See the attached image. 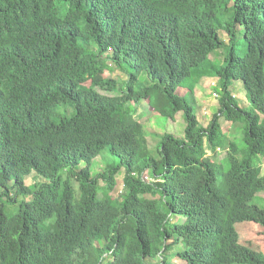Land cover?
I'll use <instances>...</instances> for the list:
<instances>
[{
  "label": "trees",
  "instance_id": "trees-1",
  "mask_svg": "<svg viewBox=\"0 0 264 264\" xmlns=\"http://www.w3.org/2000/svg\"><path fill=\"white\" fill-rule=\"evenodd\" d=\"M259 11L264 0H0V264H264L235 228H264L249 204L264 193ZM203 77L219 86L206 127L194 96ZM141 100L163 120L181 112L183 136L152 135L149 147L133 118ZM33 173L44 181L25 185Z\"/></svg>",
  "mask_w": 264,
  "mask_h": 264
},
{
  "label": "rangeland",
  "instance_id": "rangeland-1",
  "mask_svg": "<svg viewBox=\"0 0 264 264\" xmlns=\"http://www.w3.org/2000/svg\"><path fill=\"white\" fill-rule=\"evenodd\" d=\"M222 39L227 42V34L224 32H220ZM108 53H111L110 50H107ZM218 53H223L222 51H218ZM211 61H219L222 62V55L219 57L217 54L212 55L210 57ZM117 75V74H115ZM216 78L212 79H207V78H202L198 84L195 87L194 90V96L196 98V115L198 119V123L201 127H206L208 122L212 119L214 114L217 113L218 111V102L217 98L213 97V92L209 86V84H213L216 82ZM210 81V82H209ZM213 87V86H212ZM219 89V86L216 87V90ZM231 92L234 96V98L239 102L240 107H247L248 102L246 100V91L244 89V85L242 82H238L237 80L233 81V86L231 87ZM188 94V93H187ZM137 111H141V113H136V115L133 116L134 119H136L139 123H142V125H145V129L150 133L149 135L147 134L148 137V145L149 147L154 146L159 140L155 139L152 135L160 137L163 135V133H172L175 136H183L184 134V128H185V122L182 116V113L179 112L177 115L174 116V119H166L163 120L160 118L157 114L153 116V111L151 108L148 106L146 101H141L137 105ZM218 123L222 129V131L227 135L228 140H236L239 141L241 139V129L234 130L232 128V125L224 119V117H219L218 118ZM243 127V123H241ZM233 126L240 127L238 124H234ZM181 136V137H182ZM158 140V141H157ZM218 152L219 155L217 156V161L221 160L225 156V150H219ZM207 153L210 154L209 149L207 148ZM95 165H94V173L100 172L101 169L103 168L102 160L99 158L94 160ZM261 174L264 175V164L262 165V170ZM122 177H123V172H120L117 177V184L115 187L114 192H112L110 195L113 198H117L119 194L123 191V183H122ZM43 180H40L39 177H37L35 174L30 175L28 178L25 179V185H34L36 183H40ZM99 185H103V182L99 181ZM258 198L256 202L254 201L255 198L253 199V202L259 205L264 206V193H259L257 196ZM180 220H175L173 219L172 222H179ZM243 224V223H241ZM242 235L245 237H249V229L245 228L242 231ZM241 235L240 240L243 244L247 246H251L250 241L246 238H244ZM257 247L260 245L257 244ZM180 247V246H179ZM179 247H176L172 250V253L175 251H179ZM261 247V246H260ZM260 251H263L261 249ZM170 263L172 264H185L184 262L180 261L177 258H171Z\"/></svg>",
  "mask_w": 264,
  "mask_h": 264
},
{
  "label": "clouds",
  "instance_id": "clouds-1",
  "mask_svg": "<svg viewBox=\"0 0 264 264\" xmlns=\"http://www.w3.org/2000/svg\"><path fill=\"white\" fill-rule=\"evenodd\" d=\"M243 21H240V22H235L234 23V30H235V33H236V36H237V38L239 39L240 37H242V36H244V32H245V26L243 25ZM257 27H258V29H259V31L260 32H263L264 31V15H263V12H261V11H259V14H258V25H257ZM224 41V40H223ZM228 37H227V42H225L224 41V43H225V45H227L228 44ZM212 55H210L209 56V59H210V57H211ZM211 61V60H210ZM220 63H222V62H220ZM203 78H206V77H203ZM202 79V78H201ZM207 79H212V78H207ZM217 79V78H216ZM233 81H235L234 79L232 80V86H233ZM210 82V81H209ZM217 82H218V79L216 80V82H214L213 84H209V86H210V88L211 89H213V87H217ZM239 82V81H238ZM240 82H242V81H240ZM243 83V82H242ZM213 86V87H212ZM231 86V87H232ZM230 91H231V88H230ZM180 94H182L183 92H179ZM232 93V92H231ZM213 97H215V98H217V95L215 94V93H213V95H212ZM232 96H233V94H232ZM234 97V96H233ZM245 97H246V95H245ZM247 100V99H246ZM141 101H144V100H141ZM140 101V102H141ZM139 104V103H138ZM138 104H135V105H133L134 107H135V110H136V113H141V111H137V105ZM197 107V106H196ZM69 115H70V113H69ZM218 151H219V149H218ZM97 159V158H96ZM99 159H100V157H99ZM94 162V161H93ZM94 165H95V162H94ZM94 165L93 164H91V166L89 167L91 170V172L93 173V174H95L94 173ZM87 167V164L86 163H80L79 165H77V169L80 171V170H83V169H85ZM34 174V173H33ZM32 175V174H31ZM36 175V174H35ZM37 176V175H36ZM38 177V176H37ZM41 179V178H40ZM122 179H123V177H122ZM140 179H141V181H143V182H145V183H152V182H154L155 181V179H151L149 176H148V173H146V174H143V175H141V177H140ZM42 180V179H41ZM44 181V180H43ZM99 181H101V182H103L102 180H99ZM98 181V182H99ZM116 183H117V180H116ZM122 183H123V180H122ZM104 186V182H103V185H99L98 184V187H103ZM123 192V191H122ZM122 192L119 194V195H121L122 194ZM112 193V192H111ZM110 193V194H111ZM259 194V193H258ZM258 194H256L255 196H257ZM254 196V198H255V202H256V200L258 199V198H256ZM250 205H256L258 208H260V209H264V206H262V205H259V204H256V203H254L253 202V200L249 203ZM241 223H243V224H241ZM235 228H236V232H237V234H238V243L239 244H241V245H243V246H246V247H248L249 249H251V250H253V251H256V252H260V253H262L263 255H264V228L260 225V224H258V223H256V222H253V221H244V222H239L238 224H236L235 225ZM245 228H248L249 229V237H245L244 235H242V231L245 229ZM241 235L244 237V238H246V239H248L249 241H250V244H251V246H247V245H245V244H243L242 242H241V240H240V237H241ZM256 243L257 244H259L260 246L259 247H257V245H256ZM261 249H263V251H260ZM178 259V258H177ZM171 260V259H170ZM169 260V261H170ZM180 261H182L181 259H179ZM182 262H184L185 264H188V262L187 261H182ZM172 264V263H171Z\"/></svg>",
  "mask_w": 264,
  "mask_h": 264
}]
</instances>
